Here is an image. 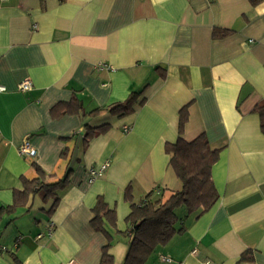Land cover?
<instances>
[{"label":"crops","instance_id":"obj_1","mask_svg":"<svg viewBox=\"0 0 264 264\" xmlns=\"http://www.w3.org/2000/svg\"><path fill=\"white\" fill-rule=\"evenodd\" d=\"M214 29L231 34L213 39ZM23 81L32 89L19 92ZM0 87V208L36 177L32 164L50 182L71 171L50 216L52 200L38 195L1 216L0 264H12L10 254L22 264H99L107 238L90 226L99 196L115 212V226L104 224L109 254L123 264L125 189L134 204L181 189L164 146L176 141L186 105L183 139L204 134L220 150L211 169L218 200L199 217L176 209L184 232L145 264H237L246 251L253 261L239 264H264V136L251 112L264 104V0H0ZM132 92H141L133 114L87 115ZM72 99L78 113L50 115ZM103 125L84 149V127ZM24 141L34 158L19 153ZM104 163L88 183V169Z\"/></svg>","mask_w":264,"mask_h":264},{"label":"trees","instance_id":"obj_2","mask_svg":"<svg viewBox=\"0 0 264 264\" xmlns=\"http://www.w3.org/2000/svg\"><path fill=\"white\" fill-rule=\"evenodd\" d=\"M252 6H256L262 0H248ZM231 34L230 30L214 29L213 39H222ZM141 92H132L123 102L114 103L106 107L97 108L87 115L96 117L110 115L117 118H124L134 113V106L137 105ZM143 100L139 103L141 105ZM188 107H182L178 112L177 139L174 143H166L165 153L169 156V165L175 176L181 183V189L172 193L167 200H152L153 192L148 193L139 204H134L131 196V188L128 186L124 191V200L129 203L130 213L125 218L127 230L122 234L128 237L129 246L123 264H145L150 255L158 246H165L175 235L184 232V228H175L178 218L174 211L178 208H185L188 215L197 213V217L207 213L217 202L218 193L211 178L212 166L218 161L220 150L210 148L206 136L198 135L195 139L187 142L183 139L184 127L188 120ZM80 105L75 104L72 99L68 103H58L50 111L53 118H60L65 114L78 113ZM259 117L260 131L264 136V104L256 105L251 111ZM109 125L98 128L84 127L83 148L89 141L101 134H104ZM68 149L64 148L60 153V159L65 160ZM36 177L32 180L23 178L21 180L22 190L13 192V204L0 208V218L4 213H12L17 206L26 204L30 196H40L43 201L52 200V206L47 211L50 216L59 203L57 191L69 185L71 171H67L64 177L56 182H50L49 176L35 163L32 164ZM94 217L90 226L95 232H100L107 238L106 244L102 247L99 264H113V257L109 254L112 239L104 229L107 222L111 227L115 226V212L110 210L103 198L99 196L92 209ZM12 264H22L19 259L10 254ZM251 251L241 254L237 264L252 262Z\"/></svg>","mask_w":264,"mask_h":264},{"label":"built area","instance_id":"obj_3","mask_svg":"<svg viewBox=\"0 0 264 264\" xmlns=\"http://www.w3.org/2000/svg\"><path fill=\"white\" fill-rule=\"evenodd\" d=\"M17 89H18L19 92H26V91H29V90L32 89V84H31L30 81H23V82H21V83L18 84ZM3 90H4V88L0 87V91H3ZM19 153L21 155L27 156L29 158H34V156H35V150L32 149L30 147V145L26 141H24V143L20 146ZM107 166H108V163H104V164H102L98 168H89L88 171H87V174H88V183H92L96 179L101 178L103 176V173L106 170ZM46 232H47L46 233L47 236H50V234L52 233L51 227H48ZM37 238L40 239L41 238V235H38ZM15 247H16V245H14V248ZM1 250L5 251L6 248L5 247H2L0 249V251Z\"/></svg>","mask_w":264,"mask_h":264}]
</instances>
